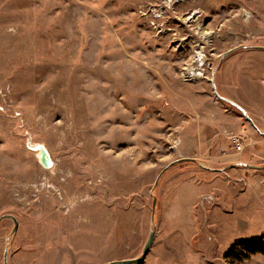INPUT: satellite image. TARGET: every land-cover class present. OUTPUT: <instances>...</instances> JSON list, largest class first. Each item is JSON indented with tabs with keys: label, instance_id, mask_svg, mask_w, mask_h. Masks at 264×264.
<instances>
[{
	"label": "rangeland",
	"instance_id": "rangeland-1",
	"mask_svg": "<svg viewBox=\"0 0 264 264\" xmlns=\"http://www.w3.org/2000/svg\"><path fill=\"white\" fill-rule=\"evenodd\" d=\"M223 78L264 106V0H0V217L18 222H0V264L6 247L7 264L136 258L152 230L139 264H264L227 256L264 235V208L222 206L173 164L243 117Z\"/></svg>",
	"mask_w": 264,
	"mask_h": 264
},
{
	"label": "crops",
	"instance_id": "crops-1",
	"mask_svg": "<svg viewBox=\"0 0 264 264\" xmlns=\"http://www.w3.org/2000/svg\"><path fill=\"white\" fill-rule=\"evenodd\" d=\"M223 81L224 78L221 80L222 85L218 84L219 86L215 83L217 92L222 95L221 98H225L242 112L243 117L223 115L217 119L219 131L214 134L211 133L210 125L212 123L210 122H208L209 124L206 123L205 127L198 128L189 147V152L193 153V156L180 159L181 161L177 163L184 160L183 163L186 166L195 167L196 165L198 168H202L198 178L208 179L209 184L207 188L204 187L207 191L221 194L224 200L222 206L225 204L229 206L230 203L233 207L237 206L238 199L242 196L249 203H253L254 208L262 209L264 208V173L261 174V171L264 170V106L260 107L250 101L243 103L231 98L226 85L228 80L226 83L224 82L225 86ZM220 86L224 87L221 88ZM242 128H245L247 142L244 150L238 154L235 152L229 137L239 134ZM216 181L225 183L224 187L221 188ZM195 184L196 180L194 179L190 186H187V189L190 188L187 192L190 199L194 196H192V186ZM206 190L196 193L195 199ZM228 215L230 214L228 213Z\"/></svg>",
	"mask_w": 264,
	"mask_h": 264
},
{
	"label": "water",
	"instance_id": "water-1",
	"mask_svg": "<svg viewBox=\"0 0 264 264\" xmlns=\"http://www.w3.org/2000/svg\"><path fill=\"white\" fill-rule=\"evenodd\" d=\"M231 51H227L224 56H226L227 54H229ZM41 149V156H40V162L45 166V167H48L50 166V159L48 158L47 156V153L44 149L40 148ZM181 160H176L174 163H177V162H180ZM173 163V164H174ZM170 166V165H169ZM168 166V167H169ZM157 184V182L155 183ZM155 199L153 200V205H152V210H154V205H155ZM11 219L12 222H13V228H12V234H14L17 230V227H18V222L16 221V219L11 216V215H4V216H1L0 217V222L3 220V219ZM154 230L150 231L149 235H148V238L143 246V249H142V252L141 254L136 257V258H131V259H126V260H120V261H112V262H109L107 264H139L141 263L145 258L146 256L148 255V252L150 250V247L153 243V240H154ZM7 251H8V248L6 247L5 250H4V254H3V260H2V264H7Z\"/></svg>",
	"mask_w": 264,
	"mask_h": 264
},
{
	"label": "trees",
	"instance_id": "trees-1",
	"mask_svg": "<svg viewBox=\"0 0 264 264\" xmlns=\"http://www.w3.org/2000/svg\"><path fill=\"white\" fill-rule=\"evenodd\" d=\"M233 247L240 249L238 250L239 252H234L235 258H248L249 256L256 254L264 256V235L252 241L235 243L230 248L227 256L232 255Z\"/></svg>",
	"mask_w": 264,
	"mask_h": 264
},
{
	"label": "built area",
	"instance_id": "built-area-1",
	"mask_svg": "<svg viewBox=\"0 0 264 264\" xmlns=\"http://www.w3.org/2000/svg\"><path fill=\"white\" fill-rule=\"evenodd\" d=\"M169 1V0H166ZM229 140L235 150L236 153H241L244 148H245V144L247 142V136H246V131L245 128L241 129V132L239 134L236 135H231L229 137ZM205 201H212L213 198L211 196L204 198Z\"/></svg>",
	"mask_w": 264,
	"mask_h": 264
}]
</instances>
